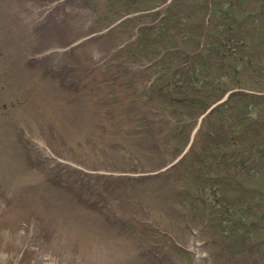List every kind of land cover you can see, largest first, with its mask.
Here are the masks:
<instances>
[{"label":"rangeland","instance_id":"obj_1","mask_svg":"<svg viewBox=\"0 0 264 264\" xmlns=\"http://www.w3.org/2000/svg\"><path fill=\"white\" fill-rule=\"evenodd\" d=\"M195 1L177 0L184 8L175 14L198 18ZM211 1L217 11L207 25L206 40L229 46L228 57L211 55L216 59L213 70L221 74L231 67L226 71L231 78L222 80L219 74L202 84L206 91L213 88L209 101L217 102L229 89L264 86L259 66L264 64V17L249 16L260 0L247 7L244 0ZM93 2L72 0L73 5L58 9L54 20L48 14L53 0H0V264H191L192 247L199 254L195 264H264V243L248 255L242 249L264 238V157L256 161L253 157L260 152L248 149L236 156L241 161L237 165L227 158L229 163L221 161L222 155L246 144L248 133L242 126L251 117L235 109L247 99L246 107L264 108V101L233 94L210 113L211 123L199 120L193 153L176 163L170 178L142 175L167 161L154 148L147 125L133 122L139 110H123L131 102L128 97L138 94H132L135 86L128 82L131 72L117 62L110 72L94 70V63L122 54L107 56L102 42L94 40V27L103 18L97 17ZM243 15L247 20L237 33L230 27ZM173 25L185 33L182 23ZM193 32L189 47L197 50ZM76 38L88 40L62 53ZM146 47L139 45L141 51ZM192 63L203 65L201 60ZM254 75L262 78L260 83L252 81ZM173 78L178 91L190 90ZM146 81L144 75L137 84L140 90ZM118 92L123 102L114 105ZM164 111L154 112L162 123L158 136L177 122L166 120ZM112 114L115 120L104 132L102 120L110 121ZM203 151V163L210 160L208 152L219 154L215 158L221 164L210 170L220 184L204 187L205 198H197L185 215L189 196L180 198L186 196L180 175L186 173L193 185L200 182L194 172L201 167ZM185 165L192 168L186 172ZM239 179L245 189L257 186V196L236 198ZM248 222L253 231L244 234ZM227 230L230 234H223Z\"/></svg>","mask_w":264,"mask_h":264},{"label":"trees","instance_id":"obj_2","mask_svg":"<svg viewBox=\"0 0 264 264\" xmlns=\"http://www.w3.org/2000/svg\"><path fill=\"white\" fill-rule=\"evenodd\" d=\"M178 22L180 23V19L178 20ZM166 36V35H165ZM148 40H146V42H147ZM150 43H146V44H150L149 45V48H151L150 49V54H153V52L156 50V48H157V46H158V43L156 44V42L155 43H152L151 41H149ZM151 46V47H150ZM177 58L175 57V58H172V59H170V63H174V61L176 60ZM163 70H160L159 71V75H168L169 74V69L170 68H167V67H164V68H162ZM185 71H187V69L185 70ZM186 75H187V77H188V79L190 80V83H188V81H185V80H183V79H180L181 77H180V75L179 74H177V78H178V85H181V84H190L191 86H194L195 88L196 87H198L199 86V84H197V80H198V78L200 77V75H199V73L198 72H186ZM182 76H184V73L182 74ZM164 80H165V78H164ZM167 81H165L167 84H168V88L169 89H174V90H180L178 87H175L174 86V84H173V82H171V78H168V79H166ZM183 91H185L186 90V88H183L182 89ZM156 98L154 97V99L153 100H155ZM113 104L114 105H118L121 101H123V99L120 97V96H114L113 97ZM179 105V101H174V106H178ZM127 110V109H126ZM116 113H118V112H116ZM121 113H123V112H121ZM146 115H148V113L146 114ZM111 120V119H110ZM106 121V120H105ZM105 123H107V121L105 122Z\"/></svg>","mask_w":264,"mask_h":264}]
</instances>
